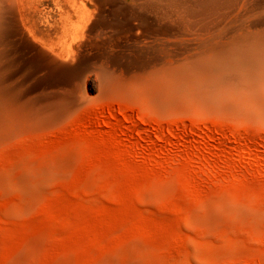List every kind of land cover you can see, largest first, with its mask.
Instances as JSON below:
<instances>
[{
  "label": "rangeland",
  "instance_id": "374dc122",
  "mask_svg": "<svg viewBox=\"0 0 264 264\" xmlns=\"http://www.w3.org/2000/svg\"><path fill=\"white\" fill-rule=\"evenodd\" d=\"M33 1L34 34H10L0 264H264V86L152 74L119 0Z\"/></svg>",
  "mask_w": 264,
  "mask_h": 264
},
{
  "label": "bare ground",
  "instance_id": "6f19581e",
  "mask_svg": "<svg viewBox=\"0 0 264 264\" xmlns=\"http://www.w3.org/2000/svg\"><path fill=\"white\" fill-rule=\"evenodd\" d=\"M108 1L111 2V5L113 1L115 2V0H98V3L100 5L106 3L108 6ZM117 2L114 3L113 7L109 3L110 7L114 8H110L111 12L113 10L116 13L121 12L120 15L124 14V17H121L124 18L123 21H119V23H125V25L127 23L128 28H126V31L130 33L134 29L136 30H134L135 41L132 40L133 46L131 48L134 50L132 52H135L141 60H145L147 65L149 63L154 64V66L151 64L152 68L149 66L152 74H158L162 70L176 71L174 67H157L168 62L174 65L179 60L180 63L181 61L185 62L181 64V67L183 65L184 68L192 69L195 72L196 79L209 81L211 89L213 83L224 86L248 87L259 83L262 87L264 86V0H119ZM192 2H195V4H192ZM35 3L33 0H0V127H12L17 112L15 85L8 83V81L13 82L11 74L14 73L8 72L15 69L12 66L13 59L9 63L8 55L10 53L8 54V51L9 48L13 47L15 41L18 43L20 38L11 40L13 37L10 34H14L12 30L20 34L22 29L26 31V34L23 33L26 36L27 33L28 35L34 34L30 15L34 12L33 5ZM72 3L75 4L74 1ZM92 3L94 5V1ZM177 9H184L187 12L178 13L179 10L177 12ZM94 14L92 15L95 16ZM111 14H109L112 17L110 22L115 17ZM90 17L89 19H91ZM118 20H113V22ZM108 24L110 23L108 22ZM114 26H118V24ZM20 28L22 29L20 30ZM120 30L121 28L116 34L119 35ZM121 31L120 34L123 32ZM126 31H124L125 34ZM24 35L21 41L24 39ZM128 47L130 48V46H127L126 49ZM14 49L11 48L12 51ZM17 53L14 52L13 55L15 56ZM179 54L184 55V57L182 58ZM179 56L180 59H178ZM10 65L13 69H9ZM42 65H44V62ZM137 65H139V62ZM140 67L143 69L142 65ZM145 68L148 70V67ZM183 74V72L180 73L182 76ZM7 77L11 79L9 78L10 80L7 81ZM27 83H29L28 80ZM23 85L21 86L23 87ZM22 94L19 93L20 97ZM18 99L22 100L24 98L18 97ZM256 99L258 97L252 99L251 105L255 109L264 112V102L259 106ZM197 260L199 261V258Z\"/></svg>",
  "mask_w": 264,
  "mask_h": 264
}]
</instances>
